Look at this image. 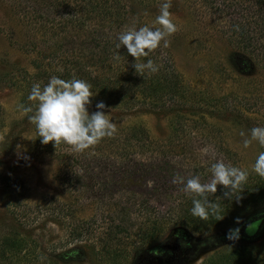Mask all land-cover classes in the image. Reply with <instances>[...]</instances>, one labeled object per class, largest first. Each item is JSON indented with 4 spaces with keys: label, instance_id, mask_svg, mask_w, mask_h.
Masks as SVG:
<instances>
[{
    "label": "rangeland",
    "instance_id": "1",
    "mask_svg": "<svg viewBox=\"0 0 264 264\" xmlns=\"http://www.w3.org/2000/svg\"><path fill=\"white\" fill-rule=\"evenodd\" d=\"M161 2L119 0L117 28L101 20L93 31L94 19L82 25L80 0H0V248L10 251L12 239L23 237L25 257L21 253L18 263L264 264L263 221L250 236L245 231L264 215V201L248 202L260 185L250 169L264 148L255 142L243 148L239 134L264 126L259 0H172L178 30L169 47L146 60L159 65L157 74H175L183 99L165 95L160 106L132 109L106 105L116 132L82 153L42 144L31 113L18 109L35 107L27 99L34 83L43 86L53 75L69 79L68 72L75 77L80 64L89 78L127 74L133 58L124 62L109 51L107 61L96 64L104 54L92 38L100 33L113 40L133 23L151 26ZM92 92L90 112L100 100ZM216 159L250 174L239 202L223 199L220 186L209 194L223 219L200 220L191 215L182 185L171 181L198 175L209 182ZM235 228L238 237L228 239ZM0 264L11 263L0 257Z\"/></svg>",
    "mask_w": 264,
    "mask_h": 264
},
{
    "label": "clouds",
    "instance_id": "2",
    "mask_svg": "<svg viewBox=\"0 0 264 264\" xmlns=\"http://www.w3.org/2000/svg\"><path fill=\"white\" fill-rule=\"evenodd\" d=\"M172 0H162L159 5V14L155 17L151 26L145 24L131 26L122 29L115 37L117 50L122 47L126 49L128 56L133 58L132 67L135 73L143 76L146 72L155 74L159 71V65L152 59L137 63L142 57H148L158 48L169 47V37L176 33L177 25L172 19L169 11ZM234 30L239 31V25H234ZM116 59H119L117 55ZM92 86L86 80L71 77L63 79L59 76H50L47 83L41 86L34 83L31 87L28 101L34 102L35 107L18 105V109L28 115V121L35 126L37 137L42 144L52 142L54 146L65 144L74 152L82 153L104 138H112L116 132L115 124L106 116V104L97 101L95 110L93 107ZM242 147L247 149L253 142L264 148V126H255L249 129L247 136L241 131ZM207 154V149L203 150ZM176 163L174 159L172 161ZM208 171L211 175L209 182L202 183L198 175L188 179L174 176L173 184L182 185V192L191 199V215L200 220H208L210 215L220 216L218 204L209 200V194H216L220 186L223 199H235L239 202L243 186L247 183L250 172L264 179V151L259 152L249 170L241 169L222 159H216L211 163ZM239 223V220H237ZM252 229L253 225L248 226ZM240 229H229L228 239L238 237ZM41 261L44 257H40Z\"/></svg>",
    "mask_w": 264,
    "mask_h": 264
},
{
    "label": "trees",
    "instance_id": "3",
    "mask_svg": "<svg viewBox=\"0 0 264 264\" xmlns=\"http://www.w3.org/2000/svg\"><path fill=\"white\" fill-rule=\"evenodd\" d=\"M119 1V0H117ZM116 0H80L84 5L82 12L84 15L83 17V26H86V23L89 21H93V31L99 28V23L101 20L104 22L108 20V27L109 28H117V24H119V20L122 19L123 11L122 9L119 10L117 6ZM264 7V0H259ZM120 6V5H119ZM123 6V4H122ZM86 7V9H85ZM76 15V13H75ZM95 25L97 27L95 28ZM102 25L100 28H103ZM89 30V31H92ZM113 30V29H112ZM93 31L91 32L92 34ZM242 35V39L244 38V34ZM114 38V37H113ZM92 42L95 47L101 46V53L104 54V57H98L96 60V64H102L107 61L109 55V51H111L114 56H124V58H119L118 60L127 61L130 56L127 55L126 49L122 51V48L117 50L115 47V38L112 40L110 38L107 39L104 35L98 34L97 38H92ZM122 53V54H121ZM146 58L144 61L145 62ZM131 64L132 70H129L127 74H97L91 78L88 76V72L85 71V65L80 64V67L77 69V72L74 74L76 78L83 79L86 81H90L91 86L93 87L94 91L96 92L98 101H104L106 105H115L117 107H121L124 109H132L138 106L140 103L141 105H148L151 107L160 106L162 105V99L165 95L169 98H173L175 95L177 98L183 99V91L178 88L175 81V74L173 72H168L165 74H157L155 76L144 74L140 76L135 73L134 68L132 67L133 59L129 62ZM94 65V62H93ZM120 68H124L122 64L118 65ZM38 67V66H36ZM68 77H72V74ZM92 79V80H91ZM131 81V85L129 87H124L123 83ZM138 99V100H135ZM2 176L0 175V178ZM2 179V178H1ZM260 185L256 187L255 190L249 191V199L251 203L264 201V179L260 178ZM263 221L264 223V215L263 217L258 216L257 218L253 219L245 228V231L248 232L247 236H250L254 233L252 230L249 229V225H254L256 228ZM262 223L260 225L261 229ZM78 236L81 235L79 232ZM25 239L23 237H15L12 239V242L8 245L9 250L7 251L4 248H0V257L2 261L9 259V263L17 264L20 258L19 255L22 253V247ZM5 246V245H4ZM6 247V246H5ZM25 257V253H22ZM22 256V257H23ZM18 264H21L20 262Z\"/></svg>",
    "mask_w": 264,
    "mask_h": 264
},
{
    "label": "water",
    "instance_id": "4",
    "mask_svg": "<svg viewBox=\"0 0 264 264\" xmlns=\"http://www.w3.org/2000/svg\"><path fill=\"white\" fill-rule=\"evenodd\" d=\"M255 228H256V227L253 225V227H252L251 230L254 232V231H255ZM248 230H249V229H248Z\"/></svg>",
    "mask_w": 264,
    "mask_h": 264
}]
</instances>
